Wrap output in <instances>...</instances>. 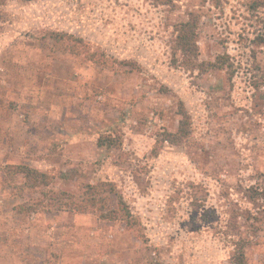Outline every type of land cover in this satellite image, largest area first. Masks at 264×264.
Masks as SVG:
<instances>
[{"label":"rangeland","instance_id":"rangeland-1","mask_svg":"<svg viewBox=\"0 0 264 264\" xmlns=\"http://www.w3.org/2000/svg\"><path fill=\"white\" fill-rule=\"evenodd\" d=\"M189 20L198 62L223 56L226 68L174 64ZM54 34L81 39L106 67ZM179 104L191 131L174 146L162 134L176 132ZM107 136L117 146L98 147ZM21 165L48 186L26 189L9 173ZM103 184L135 225L45 196ZM253 190H264V0L0 1V264H236L241 251L264 264Z\"/></svg>","mask_w":264,"mask_h":264},{"label":"trees","instance_id":"trees-1","mask_svg":"<svg viewBox=\"0 0 264 264\" xmlns=\"http://www.w3.org/2000/svg\"><path fill=\"white\" fill-rule=\"evenodd\" d=\"M3 2L4 0H0ZM23 2H29L31 0H18ZM177 36L175 40L176 49L178 51V56H180V61L177 62V59L174 58V64L178 67H182L185 70H197L200 73L207 72L209 70H222L226 68V58L219 56L214 62H198V49L196 46L197 40V24L194 20H189L187 22H182L177 26ZM53 40L57 43L61 41L68 43V46H63L70 55L74 56H85V60L91 64H98L100 66L106 67L105 61H101L99 56L96 53H91L89 49L84 46V43L81 39H76L71 36H66L62 34H54ZM229 65V64H228ZM178 115L180 120L177 124V129L175 133L164 132L162 135V141L168 142L171 145L178 146L183 144L190 135V117L185 111V108L182 104L178 106ZM98 147H115L117 146L116 141L112 137H100L97 140ZM9 173L20 174L24 179V185L28 190L38 189L40 187H46L49 184V178L45 173L39 172L36 169L30 168L28 166H16L12 168V171ZM103 193H108L115 197V204L111 207L108 206V199L105 200L101 198ZM47 199L56 202L59 205L60 209H66L71 212L75 211H87V209L95 210L100 213L102 219L113 220V221H123L127 226L135 225V221L131 216L128 206L124 200L117 194L112 184H103V185H87L83 196L75 199L73 195L67 194L65 192H55L48 191L45 193ZM257 196H264L263 192H258L253 190L250 199H253ZM107 210V212L103 213ZM39 210L38 205L31 206L28 208L29 212H35ZM234 261L236 264H245L243 258V252H239L234 256ZM146 264H162L157 261H149Z\"/></svg>","mask_w":264,"mask_h":264}]
</instances>
